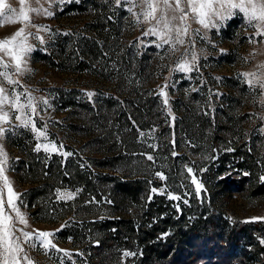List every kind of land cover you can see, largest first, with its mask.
<instances>
[{
  "label": "trees",
  "instance_id": "1",
  "mask_svg": "<svg viewBox=\"0 0 264 264\" xmlns=\"http://www.w3.org/2000/svg\"><path fill=\"white\" fill-rule=\"evenodd\" d=\"M114 16L116 22L98 14L85 25L88 32L98 34L112 28L115 33L101 37V42L89 38L77 41L74 37L60 42L64 49L73 46L65 63L76 60L74 48L80 45L85 48L84 60L95 61L108 51L122 68L91 72L111 83L95 89L91 100L80 89L82 84L56 88L65 129L84 139L80 148L84 153L75 148L77 152L71 158L49 156L28 143V151L22 153L20 179L34 186L31 191L36 194L30 204L65 186L82 189L79 203L103 202L110 218L99 230L94 229L95 235L89 233L91 240H96L88 249L91 264H122L124 250L137 255L123 264H264V244L260 242L264 239V221L234 220L230 224L220 214V210L229 209L226 194L264 197V133L258 131L264 125L256 127L259 138L250 142L251 147L223 153L219 166L209 168L210 178L205 183L208 196L204 200L190 197L178 211L175 201L165 194H153L157 184L151 179L152 161L145 155L152 149L142 143L140 132L157 128L170 137L173 125L152 83V57L148 50L137 47V39L130 41L127 34H122L120 17ZM118 50L120 55H115ZM50 58L59 73L80 74L60 67L57 56ZM234 130L228 129L226 135L232 136ZM169 137L157 144L162 154H168L174 145ZM211 141L218 142L214 138ZM127 211L132 217L122 216ZM65 236L74 242L86 238L78 233Z\"/></svg>",
  "mask_w": 264,
  "mask_h": 264
},
{
  "label": "rangeland",
  "instance_id": "2",
  "mask_svg": "<svg viewBox=\"0 0 264 264\" xmlns=\"http://www.w3.org/2000/svg\"><path fill=\"white\" fill-rule=\"evenodd\" d=\"M5 3L17 10L21 7L28 10L30 6H33L32 0H25V5H21L20 0H5ZM50 4L51 0H39V3L35 4L34 7L43 10L48 9ZM61 7L62 10H58ZM51 11L54 13L51 17L46 14L29 12L35 25L50 28L53 35L49 39V33H39L45 39L46 43L44 45H41L38 40L30 38L29 42L36 48L31 53V59L27 64L30 71H26L16 78L19 79L24 89H27L38 100L41 98L49 100L52 105L51 108L43 104L39 105L40 116L35 117L36 126L40 128L47 123L49 139H54L57 146L63 144L64 151L73 154L67 157L71 158L77 152L75 148L79 149L83 155L84 152L80 148L84 139L66 131L63 122L65 115L58 110L56 103V88L63 87L64 84H82V86H79L82 91L95 93V89L106 87L111 83L101 80L91 72L94 73L97 69L105 71L120 70L122 65L114 60L111 56L112 52L108 51H105L103 56L95 61L84 60L83 51L85 48L80 45L74 48L76 60L73 62L66 61L67 63H65L73 46L64 49L63 44L60 42L69 37H74L77 41L89 38L101 42V37L115 33L112 28L107 27L104 33L98 34L94 31L88 32L85 25L98 14L108 18L111 16L116 22L114 16L116 14L121 20V23L117 24L121 26L122 34H127L130 41L137 39V47L141 48L140 38L151 25L143 22L142 18L138 22L134 15L126 11L123 3L121 7L116 8L112 0H107V2L106 0H78V2L77 0H71V2L63 5L56 4L52 6ZM134 11L138 12L139 10L134 9ZM189 23L192 29L200 28L199 24L191 20ZM23 26V23H5L0 26V38L11 36ZM30 31L35 32L36 28H31ZM208 37L211 42L197 37L195 45L196 49L203 48L207 52V55L202 56L199 60V75L203 77V82L200 79H195L196 72L190 74L194 77L191 81L183 79L184 74L182 73L170 75L169 69L175 66L176 61L185 51L184 46H178L179 50L174 53L167 51V45L162 50H157L154 46L146 49L142 47L143 50H148L149 55L152 57H149L152 62L151 69L154 72L152 83H154L157 90L164 85L166 79L172 82L179 81V83H176L175 88L170 86L167 89L169 93L168 107L171 108L172 116L175 117L174 121L171 117L173 136L170 135L169 137V134L159 133L156 128L154 132L152 130L145 131V135L141 137L142 143L147 148H151L148 146L149 144L156 145L155 150L151 148L152 152L148 153L154 157L151 160V179L157 185L153 188L159 189L166 184L168 192L181 195L185 191L192 193L186 199L196 196V194L194 185H191L190 177L185 171V165L197 170L198 178L204 185L199 199L204 200L208 196L205 183L210 178L208 176L209 168L214 167L213 169H216L219 166V157L223 153H233L238 149L244 150L251 147L250 142L259 138L256 127L259 124L264 125V119H261L264 116V103H261L260 100V96L264 95V90L260 89L258 84L261 79L260 70L264 69V64L259 63L264 61V42H248L250 39L259 41L264 37H258L255 29L244 25L242 15H237L228 20L226 25L220 28L219 31L217 29L208 30ZM144 39L155 38L146 37ZM213 44H215V47ZM59 47H62L63 50L61 54ZM42 48L47 50H40ZM115 53V55H120L121 50L115 51ZM50 55L57 56L56 63H59L60 67L74 69L80 74L59 73L58 68L52 66ZM245 73L249 74L247 79L254 81V91L252 92H249L246 82L242 83L245 80L242 74ZM193 87L197 90H192ZM209 89L214 93H220V97L217 98L216 95H213L211 101H209ZM163 108L166 112L164 105ZM241 116H245L243 120ZM19 123V121H13L11 125H3L4 128L13 127L16 134L5 132L3 139H0V145L3 146L9 157L8 178L12 181L14 190L22 194L21 199L27 205L26 208H21V211L28 217L30 227L27 230L36 229L55 233L53 243L59 249L71 252L72 260H75L76 264H91L92 259L88 249L91 244L96 243V240H91L92 237L89 233L95 235L94 229L99 230L100 227H103L104 221L110 218L107 208L103 202L90 203L91 200H87L85 203L77 202L82 189L67 186L56 187L53 193L35 198L33 204H30L31 197L36 193H32L31 189L34 186L31 183L20 179L22 175L21 159L23 157L22 153L28 151V143L29 146L35 147L37 141L33 138V133L29 128L15 127ZM230 128L235 129L232 136L226 135V131ZM198 132L201 134H198V136L192 135ZM188 133H191V136ZM168 137L174 145L168 151V154H162L157 148V144L159 141H168ZM213 138L217 139L218 142L211 141ZM228 149H232V151H228ZM194 150H198V152L193 153ZM39 152L49 156L57 155L65 158L57 153H46L43 150ZM173 152L176 153L175 156L172 155ZM200 169L206 170L201 172ZM230 171L232 172V169ZM158 172H163L167 179L162 180L156 175ZM57 189L61 191L80 189V191L73 199L57 200ZM165 195L167 196V193ZM226 196L228 197L227 207L229 209L220 210V214L230 224L234 220L251 221V218L254 217L264 218V197H249L236 193L234 195L226 194ZM175 203H179L181 206L185 204L182 201H175ZM132 215L130 211L122 213V216L126 218L132 217ZM257 221L264 220H256L255 222ZM70 233H78L86 238L74 242L72 239L65 238V235ZM25 249L28 251L33 264H60L62 257L64 264H72V260L64 257L63 252H55L54 249L50 250L47 255L39 246L36 249H29L25 245ZM77 253L83 255H77Z\"/></svg>",
  "mask_w": 264,
  "mask_h": 264
},
{
  "label": "snow or ice",
  "instance_id": "3",
  "mask_svg": "<svg viewBox=\"0 0 264 264\" xmlns=\"http://www.w3.org/2000/svg\"><path fill=\"white\" fill-rule=\"evenodd\" d=\"M67 2H71V0H51L49 8L42 10L34 7L35 4L39 3V0H32L33 6H30L28 10H25V7L17 10L11 5L6 4L5 0H0V18H2L0 19V26H3L5 23H23L24 25L11 36L0 38V139H3L5 132H11L13 135L16 134L13 127L4 128V124L11 125L13 121H19L20 123L15 125V127L23 126L29 128L33 133V138L37 141L34 147L35 151L39 152L43 150L46 153H57L65 158L73 154L65 152L63 144L57 146L54 139H49L47 123L43 124L40 128L36 126L35 117L40 116V112L38 111L39 105L43 104L51 108L52 105L49 100L46 98L38 100L27 89H24V86L16 77L23 75L26 71H30L27 64L31 59V53L36 50L35 46L29 42L30 38L38 40L41 45H44L46 43L45 39L39 33H49V39L53 35L50 28L35 25L29 12L46 14L48 17H51L54 15L51 11L52 6L56 4L63 5ZM112 3L116 8L121 7L123 3L126 11L134 15L138 22L142 18L143 22L151 25L143 32L140 38V45L143 48L146 49L154 46L157 50H162L167 45V51L174 53L179 50L178 46H184L185 51L176 61L175 66L169 69V72L170 75L182 73L184 74L183 79L190 81L194 79L190 74L196 72L197 76L195 79H200L203 82V77L199 75V60L202 56L197 54L195 45L197 37L211 42L208 37V30L217 29L219 31L220 28L226 25L228 20L237 15H242L244 25L255 29L258 37H264V26H262L264 25V6L255 3L252 4L251 8L247 7L243 2L236 3L235 0H112ZM20 4L25 5V0H20ZM134 9H138L139 11H134ZM58 10H62V7ZM112 18L111 16L109 17V19ZM190 20L199 24L200 28L192 29L189 23ZM257 20L261 23H255ZM31 28H36V31H30ZM202 29L204 30L203 32L201 31ZM146 37H154L155 39H144ZM248 42H264V39L259 41L250 39ZM213 46L215 47V44ZM40 50L46 51L47 49L42 48ZM204 51L203 48L199 49L200 53ZM242 75L245 78L242 83H247L249 92L254 91V81L247 79L249 74L245 73ZM176 83H179V81L172 82L166 79L164 85L159 87L156 93L161 97L162 103L166 108V113L172 117L173 121L175 117L172 116V110L168 107L169 93L167 89L170 86L175 88ZM258 84L259 88L264 90V79H260ZM192 90L197 89L193 87ZM86 95L91 100L96 94L87 92ZM213 95L219 98L221 94L218 92L214 93L209 89V101H211ZM260 100L261 103H264V95L260 96ZM261 119H264V116ZM152 131L154 132V129ZM258 131L264 133V128L258 129ZM144 135V132L141 131L140 136L143 137ZM148 146L154 150L156 148L155 144H149ZM228 151H232V149H228ZM145 155L148 160L154 159L151 154ZM172 155L175 156L176 153L173 152ZM204 170L206 169H200L199 171L202 172ZM8 171L9 157L4 151L3 146L0 145V264H33L28 251L25 249V245L29 249H36L39 246L44 250L46 255L50 250L54 249L55 252H63L64 257L72 260L71 252L59 249L53 243L55 233L36 229L27 230L30 227L28 217L21 211V208H26L27 205L21 199L22 194L14 190L12 181L7 175ZM185 171L190 177L191 185H194L197 198H200L204 185L198 178L197 170L185 165ZM156 175L162 180L167 179L163 172H158ZM261 180L264 181V174L261 175ZM167 188L168 186L165 184L159 189L153 188L152 193L161 195L167 193L168 198L173 201L188 203L186 197L192 193L185 191L182 195L175 194L168 192ZM79 191L80 189H76L75 191H61L57 189L56 199H73L78 195ZM108 202L110 203V201ZM174 206L179 211L180 204L176 203ZM256 220H264V218L254 217L251 218V221L245 222H254ZM163 235L166 236L167 234ZM260 242L264 244V239H261ZM77 255L83 254L77 253ZM135 255L137 253L124 250L122 252V264L126 258ZM60 264H64L63 257L60 259ZM72 264H76V261L72 260Z\"/></svg>",
  "mask_w": 264,
  "mask_h": 264
},
{
  "label": "clouds",
  "instance_id": "4",
  "mask_svg": "<svg viewBox=\"0 0 264 264\" xmlns=\"http://www.w3.org/2000/svg\"><path fill=\"white\" fill-rule=\"evenodd\" d=\"M236 3L243 2L247 7L251 8L252 4H257L260 6H264V0H235ZM255 23H261L259 20L255 21ZM264 26V25H262ZM197 54L200 56H206L207 52L204 51L203 53L199 52V49H196ZM259 63L264 64V61H260ZM261 79H264V69H261Z\"/></svg>",
  "mask_w": 264,
  "mask_h": 264
}]
</instances>
